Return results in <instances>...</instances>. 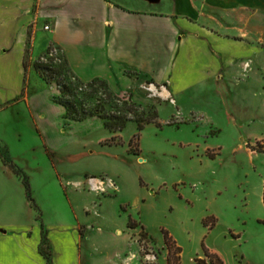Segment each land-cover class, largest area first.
<instances>
[{"label":"rangeland","instance_id":"rangeland-1","mask_svg":"<svg viewBox=\"0 0 264 264\" xmlns=\"http://www.w3.org/2000/svg\"><path fill=\"white\" fill-rule=\"evenodd\" d=\"M42 56L38 59L60 69L64 81L76 82L62 49L53 45L52 52ZM126 73L134 85L120 88L107 82L111 90L131 96L145 109L154 106L161 122V127L146 125L140 139H134L132 149L139 148V154L128 151L129 140L137 133L134 121L117 133L123 143L103 144L113 134L102 118L87 117L64 126L60 105L39 98L38 109L45 119H39L42 136L26 129L11 155L29 177L39 208L33 212L35 218L41 217L45 231L53 235L60 230L59 222L75 226L77 214L90 236L85 246L90 255H81V264H166L163 231L181 246L182 264H199L197 259L214 264L205 249L223 264H264V224L260 222L264 219V152L260 151L264 137L252 140L236 123L228 126L217 113L223 106L217 101L209 109L196 106L206 117L189 115L185 109L179 112L149 79ZM97 88L99 92L90 99L80 93L78 98L100 107L106 101H99L104 95ZM45 89L59 93L55 84ZM134 90L151 102L137 103ZM191 97H185L186 104L192 105ZM112 103L121 105L116 99ZM105 107L111 108L110 104ZM212 120L222 127L212 126ZM44 141L53 156L43 151ZM70 194L72 201L67 198ZM31 213L25 209L24 218L33 227L37 221L30 220ZM130 218L136 229L128 228ZM143 229L146 237L141 246L138 238ZM57 254L61 264H69L67 256Z\"/></svg>","mask_w":264,"mask_h":264},{"label":"crops","instance_id":"crops-1","mask_svg":"<svg viewBox=\"0 0 264 264\" xmlns=\"http://www.w3.org/2000/svg\"><path fill=\"white\" fill-rule=\"evenodd\" d=\"M51 44L83 81L130 88L126 71L136 72L179 112L204 114L196 106L217 101L228 126L236 123L252 140L264 137V0H0V145L10 156L26 129L42 136L38 101L59 105L45 89L53 84L33 65ZM133 98L151 102L136 90ZM42 147L54 155L46 141ZM25 209L35 226L25 222ZM34 211L22 180L0 157V264H46L39 252L44 222ZM75 218L71 228L59 222L55 234L46 232L54 264H61L57 253L69 264L89 254L88 227Z\"/></svg>","mask_w":264,"mask_h":264},{"label":"trees","instance_id":"trees-1","mask_svg":"<svg viewBox=\"0 0 264 264\" xmlns=\"http://www.w3.org/2000/svg\"><path fill=\"white\" fill-rule=\"evenodd\" d=\"M59 48V47H58ZM60 49V48H59ZM53 45L51 44L45 55H48L52 52ZM43 57V56H42ZM52 60V58H50ZM66 63V62H65ZM35 70L40 74L43 80L48 84H55L57 89L59 90L58 94H54L52 99L55 103L63 106L64 114L63 119L64 123L68 124L70 120L74 121H83L87 117L98 116L103 119L104 127L109 130L113 135L110 138L105 139L103 144H121L123 143L122 138L117 133L122 132L126 123L128 121H134L137 126V133L134 134L129 140V152L133 154H139L140 149L137 148L135 150L132 149V143L134 139H140V133L148 124H154L157 127H161V122L158 120V113L154 106L150 109H145L141 105L136 104L132 101L131 96L126 98L124 96H118L115 94L108 83L101 78H93L90 81H83L73 74V71L68 66V71L70 74H73V78L76 81L75 83L64 81L63 75L61 74L60 69L52 66L51 64L42 63L41 59H37L34 62ZM71 74V75H72ZM99 86L100 93L104 95V97H99L100 100L103 101L100 107L98 106H89L83 100L78 98L79 93L90 99L94 95H96L99 90L97 88ZM83 87L89 88V90L83 89ZM112 99H116L121 105H112ZM105 104H110V110H107ZM168 124H172L169 122ZM264 152L263 150H260ZM0 157L3 163L8 166L23 182L25 187L26 196L30 203V205L37 211L39 210L35 200L31 194V188L29 183L28 175L23 171L21 167H19L11 158L8 149L5 146L0 145ZM262 200L264 204V184H263V192H262ZM262 224H264V219L260 220ZM138 225L132 223L131 218L128 222V227L135 228ZM143 228V227H142ZM164 235V244L167 249V258L166 264H182L181 253L182 248L177 243V241L169 234L167 231H163ZM146 237V233L143 229L139 233L138 242L142 246V242ZM39 252L43 256L46 261V264H54L52 254L50 251V247L47 240V233L44 228H42V237L41 243L39 245ZM206 256L209 261L214 264H223V261L215 254L207 253L205 249ZM199 264H207L206 259H197Z\"/></svg>","mask_w":264,"mask_h":264},{"label":"built area","instance_id":"built-area-1","mask_svg":"<svg viewBox=\"0 0 264 264\" xmlns=\"http://www.w3.org/2000/svg\"><path fill=\"white\" fill-rule=\"evenodd\" d=\"M45 29H47V30H48V29H49V26L45 25Z\"/></svg>","mask_w":264,"mask_h":264}]
</instances>
